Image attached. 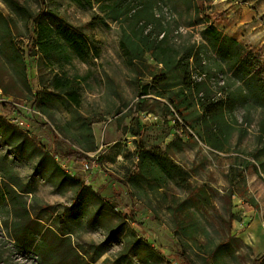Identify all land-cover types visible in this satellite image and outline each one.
Listing matches in <instances>:
<instances>
[{
    "label": "rangeland",
    "instance_id": "obj_1",
    "mask_svg": "<svg viewBox=\"0 0 264 264\" xmlns=\"http://www.w3.org/2000/svg\"><path fill=\"white\" fill-rule=\"evenodd\" d=\"M210 1L212 24L259 52L264 61V0ZM21 2L35 13H53L47 23L63 19L90 44L85 57L67 48L71 61L43 60L29 51L37 31L33 20L0 0V13L13 19L16 40L25 51L32 88L23 98L5 93L0 85V116L5 120L0 122V175L7 170L18 175L34 215L64 234L91 264H253L262 256L264 252L255 253L250 240L245 237V242L234 230L242 206H261L264 213V135L256 109L247 113L237 107L225 116L229 126L219 138L222 148L202 138L203 123L190 128L191 138L164 106L167 91L159 95L152 88L142 94L153 71L142 66L135 72L129 66L121 46V22L90 24L100 13L98 6L82 8L73 0ZM179 9L181 22H188L184 0H179ZM191 30H184L182 40L204 43L203 51L215 56L201 27L193 35ZM145 58L160 66L150 54ZM56 74L79 77V104L53 87ZM223 79L219 74L208 81L213 93ZM12 89L20 92L18 86ZM10 125L28 138L16 135ZM143 145H170L178 168L166 186L158 188L138 176ZM72 151L90 158L66 156ZM56 162L66 163L69 174L84 182V195H77L78 186ZM9 216L0 208L2 264H41L36 254L20 251L9 237L3 225Z\"/></svg>",
    "mask_w": 264,
    "mask_h": 264
},
{
    "label": "trees",
    "instance_id": "obj_2",
    "mask_svg": "<svg viewBox=\"0 0 264 264\" xmlns=\"http://www.w3.org/2000/svg\"><path fill=\"white\" fill-rule=\"evenodd\" d=\"M7 1L15 11L33 20L36 25L30 53L39 54L47 61H71L67 54V48H71L78 56H86L90 46L88 39L67 26L63 19L56 17L57 22L52 25L46 19L48 16L55 17L53 13L47 10L35 13L21 0ZM73 1L82 8L98 6L100 13L92 18L90 24L99 22L108 27L110 21L122 23L121 46L129 66L135 72H140L142 66L153 71L151 80L142 85V94H149L152 88L158 89L159 95L167 91L164 106L189 137L194 138L190 128L196 130L203 123L205 133L202 138L212 146L222 148L219 138L226 136L229 126L224 118L227 114H234L237 107L247 113L251 108L256 109L260 118L259 132L264 135V61L259 52H253L236 37L225 34L212 24L208 13L212 9L210 0H184L190 14L186 23L181 22L183 14L180 13L179 0H171V5L166 0ZM12 20L0 13V85L7 94L27 98L32 88L25 51L16 40ZM198 27H201L202 38L215 51V56H208L203 51L204 43L182 40L185 29L192 28L188 32L193 35ZM146 54H150L160 66L148 63ZM219 74L223 75V84L213 93L208 81ZM195 76L202 79L197 80ZM80 84L79 77L68 75L56 74L53 80V87L65 92L75 104L80 103ZM14 85L20 89L19 93L12 91ZM194 110H199L200 114L195 115ZM3 120L0 116V122ZM10 127L16 135L28 138V134L15 125ZM214 128L219 131H213ZM169 149L170 145L166 149L158 145L141 146L138 176L153 182L158 188L166 186L175 177L174 172L178 168ZM76 154L81 158H90L86 153L76 151L66 156ZM53 157L56 161V155ZM56 163L64 177L78 186L77 195H84L83 190L87 188L84 182ZM25 192L14 171L7 170L0 175V208L10 215L3 225L18 249L36 254L41 264H91L64 234L34 215L24 197ZM43 208L49 209L48 206ZM234 217L232 215L231 218ZM2 258L3 253L0 252V264ZM253 264H264V254Z\"/></svg>",
    "mask_w": 264,
    "mask_h": 264
},
{
    "label": "crops",
    "instance_id": "obj_3",
    "mask_svg": "<svg viewBox=\"0 0 264 264\" xmlns=\"http://www.w3.org/2000/svg\"><path fill=\"white\" fill-rule=\"evenodd\" d=\"M239 210L240 218L236 219L234 230L237 236L248 242L247 237L254 246L257 254L264 252V213L261 206H242ZM264 254V253H263Z\"/></svg>",
    "mask_w": 264,
    "mask_h": 264
},
{
    "label": "built area",
    "instance_id": "obj_4",
    "mask_svg": "<svg viewBox=\"0 0 264 264\" xmlns=\"http://www.w3.org/2000/svg\"><path fill=\"white\" fill-rule=\"evenodd\" d=\"M56 160H57L58 162H61L59 155H56ZM61 165H62V167L67 168L68 173L72 172L71 169H70L68 166H66V163L61 164ZM85 168H86V169H90V165L86 163V164H85Z\"/></svg>",
    "mask_w": 264,
    "mask_h": 264
}]
</instances>
